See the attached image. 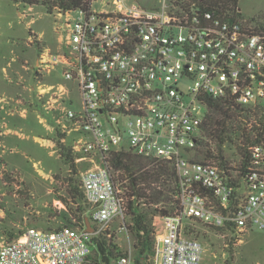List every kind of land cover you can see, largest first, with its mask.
<instances>
[{"label": "built area", "instance_id": "1", "mask_svg": "<svg viewBox=\"0 0 264 264\" xmlns=\"http://www.w3.org/2000/svg\"><path fill=\"white\" fill-rule=\"evenodd\" d=\"M59 15L64 50H49L39 66L61 67L81 95L80 110L64 111L71 126L62 130L78 134L72 149L92 164L81 187L94 233L85 225L29 229L0 243V264H91L94 237L117 221L128 231L124 191L105 162L120 150L177 171L181 211L163 219L154 264H203L205 247L188 234L199 225L222 237L264 232V140L252 146L246 174L195 161L211 100L264 110V36L201 13L193 0H91L89 10ZM233 160L242 165L241 156Z\"/></svg>", "mask_w": 264, "mask_h": 264}, {"label": "rangeland", "instance_id": "2", "mask_svg": "<svg viewBox=\"0 0 264 264\" xmlns=\"http://www.w3.org/2000/svg\"><path fill=\"white\" fill-rule=\"evenodd\" d=\"M140 1L144 5L153 2V0ZM239 7L243 17L247 20L264 15V0H240ZM66 21L65 16L57 13L50 15L42 7L28 8L17 6L9 0H0V69L7 65L12 56L16 55L22 57L17 63L18 68L24 64V61H28L29 66L33 67L42 50L39 46L43 50L56 52L60 46L65 44V40L62 41L61 38L63 35L57 32V25L66 23ZM35 37L40 43H32L29 46L28 41L34 40ZM30 74L29 81L27 85L25 84L28 87L35 84L34 73L31 71ZM9 76L17 81L15 80L16 75L12 72ZM6 81L5 74H0V94ZM24 94L26 98L31 94L35 96L28 89L24 91ZM77 96L75 93L74 98L78 101ZM78 108H80L79 101L74 109ZM41 117L49 118L48 123L56 126L55 121L48 115L43 113ZM38 121L37 119L34 123L28 121V125L34 127L35 131L41 132L43 126L38 124ZM43 129H46L45 124ZM60 132L61 137L67 136L68 146H66L72 148L73 141L78 139V134H69L63 130ZM17 145L21 148L20 153L25 151L31 153L32 161L27 167V173L8 166H0V243L18 239L29 229L42 231L61 229L64 227V213L69 208L74 209L73 213H78L81 209L88 207V203L84 201L76 205L70 203V206L66 208L61 199L70 201L67 194L69 179H72V183L83 191L81 188L82 174L92 164L79 160V158L76 161V173H71L70 167L65 164L64 160H61L58 153L49 156L50 150L41 149L30 142H17ZM229 154L228 151L225 152L226 157H229ZM159 222H161L160 219ZM125 223L130 225V217L125 218ZM163 224L167 226L166 222ZM121 225L122 221H117L105 231L123 254L129 253L135 258V237L130 230H120ZM196 229L200 232L197 239L205 247L203 264H264L263 231L254 229L243 233L240 237L232 235L222 237L220 231L201 225ZM151 261L155 262V258L150 259Z\"/></svg>", "mask_w": 264, "mask_h": 264}, {"label": "trees", "instance_id": "3", "mask_svg": "<svg viewBox=\"0 0 264 264\" xmlns=\"http://www.w3.org/2000/svg\"><path fill=\"white\" fill-rule=\"evenodd\" d=\"M17 6L28 8L42 7L50 15H64L78 10H89L91 0H9ZM196 10L210 13L216 17L240 24L248 34L264 36V15L247 20L240 10V0H193ZM249 124L252 126L249 127ZM59 135L55 139L56 151L61 160L76 173V161L80 155L67 147ZM264 140V110L255 112L246 110L231 101H214L209 103V112L203 125V139L196 150L195 161L203 164L216 163L231 176L232 172L246 174L248 168L254 167L251 148ZM228 151L229 157L225 152ZM242 157V165L237 167L234 160ZM105 162L115 176V182L124 191L127 225L135 237V264H154L157 252L158 237L162 233L164 218L180 213L181 206L175 198L179 178L175 167L169 162H159L135 155L132 151L120 150L111 152ZM82 186V184H81ZM82 188V187H81ZM67 194L70 201L61 199L68 208L70 203H83L85 196L79 186L68 180ZM87 203V202H86ZM69 208L64 213V227L79 228L87 219H92L90 206L73 213ZM159 219L161 222H159ZM61 228V229H62ZM60 229H56L57 231ZM47 231H53L49 229ZM195 228L188 234L197 235ZM96 248L90 257L91 264H115L123 254L105 231L94 237Z\"/></svg>", "mask_w": 264, "mask_h": 264}, {"label": "crops", "instance_id": "4", "mask_svg": "<svg viewBox=\"0 0 264 264\" xmlns=\"http://www.w3.org/2000/svg\"><path fill=\"white\" fill-rule=\"evenodd\" d=\"M61 38L62 41L65 40L64 37ZM37 42L39 41L35 37L34 40L30 39L27 44L31 46L32 43L36 44ZM39 48L42 50L33 67L29 66L28 61H24V64L18 68L17 63L22 57L16 55L12 56L7 65L0 69V74H5L7 79L0 94V166H8L11 169L26 173L27 167L32 161L31 153L26 151L27 154L25 152L20 153L21 148L17 145V142L34 143L41 149L50 150L49 156L56 154L55 139L61 134L60 130L63 129V125L71 126L70 121L63 119L64 111L66 109L78 111L81 109L82 104L81 95L76 85L64 79L61 67L43 68L39 66L43 55H47L49 52L43 50L40 46ZM63 50L64 45L60 46L55 53ZM31 71L34 73L35 84L28 87L25 84L27 85L29 81L28 76L31 75ZM10 72L16 75L17 79L15 80L17 81H14L13 75L12 77L9 76ZM18 86L20 88H17ZM27 89L35 96L31 94L26 98L24 91H27ZM75 93L78 95V101L80 102V108L78 109H74L78 102L74 98ZM43 113L52 118L56 126L48 123L49 118L44 119L41 117ZM36 119L37 121L40 119L38 124L43 126L41 132L35 131L34 127L28 125V121L34 123ZM44 124L45 130L43 129ZM64 137L63 142L67 145V136ZM46 177L48 178V175Z\"/></svg>", "mask_w": 264, "mask_h": 264}, {"label": "water", "instance_id": "5", "mask_svg": "<svg viewBox=\"0 0 264 264\" xmlns=\"http://www.w3.org/2000/svg\"><path fill=\"white\" fill-rule=\"evenodd\" d=\"M85 226H86V231L88 233H94V227L92 225V222L90 219H87L86 222H85Z\"/></svg>", "mask_w": 264, "mask_h": 264}]
</instances>
